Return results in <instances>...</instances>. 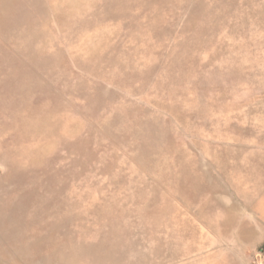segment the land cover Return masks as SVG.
Returning <instances> with one entry per match:
<instances>
[{"label": "rangeland", "instance_id": "1", "mask_svg": "<svg viewBox=\"0 0 264 264\" xmlns=\"http://www.w3.org/2000/svg\"><path fill=\"white\" fill-rule=\"evenodd\" d=\"M264 0H0V264H257Z\"/></svg>", "mask_w": 264, "mask_h": 264}, {"label": "built area", "instance_id": "2", "mask_svg": "<svg viewBox=\"0 0 264 264\" xmlns=\"http://www.w3.org/2000/svg\"><path fill=\"white\" fill-rule=\"evenodd\" d=\"M263 255H264V250L261 249V250H258L256 252L255 257H256L257 260H259V259H261L263 257ZM256 263L260 264L258 261H256Z\"/></svg>", "mask_w": 264, "mask_h": 264}, {"label": "crops", "instance_id": "3", "mask_svg": "<svg viewBox=\"0 0 264 264\" xmlns=\"http://www.w3.org/2000/svg\"><path fill=\"white\" fill-rule=\"evenodd\" d=\"M260 264H264V255L263 257L258 261Z\"/></svg>", "mask_w": 264, "mask_h": 264}]
</instances>
